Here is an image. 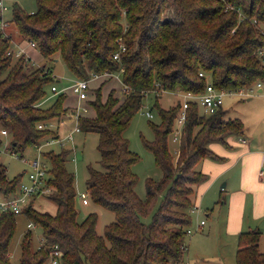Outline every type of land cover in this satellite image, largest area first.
I'll use <instances>...</instances> for the list:
<instances>
[{
  "label": "trees",
  "instance_id": "16d2710c",
  "mask_svg": "<svg viewBox=\"0 0 264 264\" xmlns=\"http://www.w3.org/2000/svg\"><path fill=\"white\" fill-rule=\"evenodd\" d=\"M9 24L21 40L34 43L42 59H61L76 80L101 76L75 122L81 133L98 136L100 168L88 166L85 181L89 200L114 215L102 235L96 231L97 214L78 221L75 177L66 167L71 151L42 152L48 198L56 210L38 211L36 197L22 208L28 221L42 230L43 245L31 248L29 230L20 245V264H45L55 247L61 264L183 263L195 188L206 178L196 166L204 159L222 160L209 145L228 148L226 139L240 137L244 125L239 119L226 120L223 107L206 115L191 102L174 160L169 139L181 105L165 110L157 98L175 90L201 94L209 83L230 92L263 84L264 62L258 51L264 50V0H36L30 13L14 3ZM5 28L0 29V130L7 132L10 153L22 157L27 148L57 139L51 121L74 118V111L65 106L63 92L51 94L56 82L46 64L30 69L29 58L16 56ZM112 75L122 83V96L111 90L103 98L102 87ZM149 92L155 93L160 122L150 124L154 138L143 140V146L163 177L146 180L141 199L131 170L138 157L124 133ZM48 96L53 100L45 105ZM3 140L0 135V145ZM21 177L9 179L0 163V197L16 194ZM158 198L150 222L144 223ZM16 215L0 212V264H11ZM260 236L259 229L238 234L236 264H264Z\"/></svg>",
  "mask_w": 264,
  "mask_h": 264
},
{
  "label": "rangeland",
  "instance_id": "374dc122",
  "mask_svg": "<svg viewBox=\"0 0 264 264\" xmlns=\"http://www.w3.org/2000/svg\"><path fill=\"white\" fill-rule=\"evenodd\" d=\"M6 10L1 11L3 20L7 23L11 18V8L14 3L18 4L24 11L30 13L36 9V0H3ZM6 33L12 36V48L17 49L14 44H21L28 42L27 40H21L16 33L13 25L6 26ZM35 49V48H34ZM37 55V54H36ZM24 56H26L24 54ZM46 64V68L52 73V77L57 84L58 88H63L71 85L76 81L68 72L65 64L59 58L53 60H44L39 55L32 59L29 64L30 69L40 67ZM101 81L89 82V98L93 93V89L100 85ZM113 90L116 96H122V83L117 75H112L110 79L102 87V96L105 98L108 93ZM66 95L65 106L69 110H75L78 106L76 97L69 91L63 92ZM249 99V100H248ZM53 100V97L48 98L49 104ZM155 93H147L142 100L141 109L133 116L129 127L124 133L125 138L129 142V149L137 157L138 161L131 167L132 172L137 177V183L135 185V192L141 199L145 198V183L150 179L153 182H158L162 179V171L156 166L153 155L145 150L143 146V140L152 141L154 138L153 132L150 128V124H158L160 122L159 116L155 107ZM180 98L173 92L166 91L158 95L157 104L160 108L168 110L174 107ZM85 103H80L79 107H85ZM223 110L226 111L225 119H239L244 125V132L240 137L231 136L226 139L230 144V139L234 142H238L240 139H252V142L264 143V83L262 84V90L258 92L253 91L248 96H226L224 98ZM147 112H150L152 118L149 119L145 116ZM60 120H52L50 128L54 132H58L61 138L65 137L74 127L75 118L64 117ZM64 122V123H62ZM3 140L0 145V163L6 168V174L9 179L22 174L21 181H27V175L31 171V167L28 163L38 157L36 147L27 148L22 157L19 155H12L9 150L8 140L6 136H1ZM249 137V138H248ZM98 136L94 133H74L72 140H66L63 145L50 144L42 148L43 152L54 151L59 152L61 149H68L71 151L69 160L66 164L67 169L74 174L75 188L77 193L86 192L85 181L88 177L87 168L91 166L95 169H99L98 164L99 154L97 152ZM209 148L222 160L204 159L197 166V170L201 171L205 175V180L200 183L196 188V206L195 210L190 214L191 225L189 230L191 234L187 236V252L185 255V264H236L235 255L237 250L236 239L229 237L228 232L225 230L224 220V206L222 202L225 200V194L220 186L224 183L221 181L216 185H207L209 177H217L219 163L226 161L224 157V151L236 150L235 146L232 148H226L220 143H213L209 145ZM169 150L173 155L174 160L177 156V143L172 142L169 139ZM74 160H71V158ZM216 163V164H215ZM220 177H224L220 175ZM206 184V185H205ZM161 198H158L154 207L149 215L142 219L144 223H149L151 215L160 203ZM35 208L42 212L55 213L56 205L48 196L36 197L33 201ZM198 206V207H197ZM24 208V207H23ZM76 210L78 212V221H83L90 213L97 214L98 221L96 225V231L99 235L103 234L106 225L114 221L113 213L103 209L102 207L93 204L88 200L87 205H82L81 201L77 198ZM16 230L10 245V263L20 264V245L24 237L31 230L30 246L32 249H36L42 243V230L39 226L34 225L33 228L28 229L27 223L30 222L23 213L16 215ZM203 222L201 226L200 223Z\"/></svg>",
  "mask_w": 264,
  "mask_h": 264
},
{
  "label": "built area",
  "instance_id": "2783aa9c",
  "mask_svg": "<svg viewBox=\"0 0 264 264\" xmlns=\"http://www.w3.org/2000/svg\"><path fill=\"white\" fill-rule=\"evenodd\" d=\"M6 6L3 3V0H0V11L6 10ZM7 26V23H5L4 20H1L0 22V29H4ZM28 44L35 48V45L33 42H28ZM123 50V48H122ZM21 54H24L23 51L19 48L18 51H16V56H19ZM258 56L262 59L264 62V50L258 51ZM114 58H118V53L114 55ZM107 76V75H104ZM200 76H203L202 73H200ZM101 78V76L92 75L88 80H76L71 85L63 88H58L56 84L52 85L50 88V92L52 95L62 93L65 90H69L77 99L78 103L80 104L88 97L89 92V82L94 81ZM262 83L258 82L256 83L252 88L247 90H241L239 92H230V91H224V90H217L215 89L210 83L206 86L205 91L201 94H193L190 92H184L180 90L172 91L175 95H177L180 100L178 101L181 105L180 111L177 115L176 121H175V128L171 134V140L172 142H176L179 139L183 124L185 122L186 118V110L191 102H195L199 105L202 113L206 115H210L215 113L219 108L223 107L224 104V98L226 96H248L253 91L260 89L261 90ZM51 96H48L46 99H48ZM76 107L74 110V118L77 119L80 112H85V107H79L80 105ZM145 116L149 119L152 118V115L150 112H147ZM39 129L42 128V126H38ZM79 127L77 126V122L75 127L63 138H57V139H50L47 140L39 145L36 146L38 157L34 160H32L30 163H28L31 167V171L27 175V181L21 182L19 185V190L16 194L12 195L11 197L4 198L0 197V212L4 211H11L15 214H19L22 212V208L29 202V200L33 199L34 197L39 196H48L50 193V190L46 187V180H47V164L42 159V148L44 146H48L50 144H60L63 145V143L66 140H72L73 134L76 132H79ZM1 136H7V132L5 130H0ZM12 155H16L15 153L11 152ZM71 160H74L72 157ZM260 176L264 178V169L260 171ZM77 198L81 201L82 205H87L89 196L87 192H81L77 193ZM194 207L191 211V213L195 210ZM200 225H203V222L200 223ZM34 225L32 222L27 223V228L31 229ZM191 234V231L187 230V236ZM43 243L40 244L42 246ZM39 246V247H40ZM45 264H61V252L55 247L52 251L49 253V258ZM179 264H185L179 263Z\"/></svg>",
  "mask_w": 264,
  "mask_h": 264
},
{
  "label": "crops",
  "instance_id": "0c3cea01",
  "mask_svg": "<svg viewBox=\"0 0 264 264\" xmlns=\"http://www.w3.org/2000/svg\"><path fill=\"white\" fill-rule=\"evenodd\" d=\"M14 45L17 48L14 49L18 51L20 48L31 62L35 56H40L37 49L31 47L26 41ZM95 81H100V78ZM261 90L257 89L258 92ZM47 102L48 99L43 103ZM61 126L57 132L59 138H61L59 135ZM76 133H80V131ZM231 139V145L228 148L235 146L237 149L224 151L223 155L226 157V161L219 163L217 177H209L207 185L213 186L224 181L220 186V189L224 188V191L220 192H224L226 197L222 205L224 206L225 230L229 237L236 239L237 242L240 232L259 229L261 236L258 248L260 252H264V178L260 176V171L264 169V143L254 144L250 138H246V141L239 139L238 142ZM220 175L224 177H220ZM196 202L195 199V206Z\"/></svg>",
  "mask_w": 264,
  "mask_h": 264
},
{
  "label": "water",
  "instance_id": "95a60500",
  "mask_svg": "<svg viewBox=\"0 0 264 264\" xmlns=\"http://www.w3.org/2000/svg\"><path fill=\"white\" fill-rule=\"evenodd\" d=\"M260 92V91H259ZM249 100V99H248ZM222 188H223V186H222Z\"/></svg>",
  "mask_w": 264,
  "mask_h": 264
}]
</instances>
